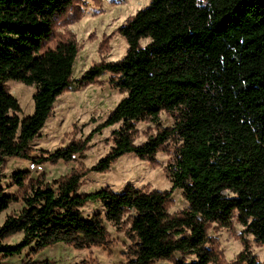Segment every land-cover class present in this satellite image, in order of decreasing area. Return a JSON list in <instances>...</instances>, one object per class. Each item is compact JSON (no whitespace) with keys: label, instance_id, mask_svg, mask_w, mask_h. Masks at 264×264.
Instances as JSON below:
<instances>
[{"label":"trees","instance_id":"obj_1","mask_svg":"<svg viewBox=\"0 0 264 264\" xmlns=\"http://www.w3.org/2000/svg\"><path fill=\"white\" fill-rule=\"evenodd\" d=\"M83 6L82 0H0V167L6 157L39 165L82 156L91 134L119 123L109 150L86 171L73 168L51 181L26 169L10 174L22 204L0 224V264L30 244L32 254L57 243L105 246L106 221L130 240L121 264H261L244 237L226 262L208 229L236 221L264 246V0H149L115 28L126 41L124 55L100 58L73 78L79 45L73 32L57 28L79 19ZM111 34L102 35L99 51L108 49ZM142 38L149 40L141 45ZM104 72L124 92L106 118L85 141L34 155L30 141L56 98L73 83L100 82ZM8 80L34 85L30 114L18 115ZM162 111L171 124L160 122ZM140 120L152 122L153 130L135 143ZM161 150L175 154L167 167L169 189L126 183L120 191H79L87 171H105L127 153L155 164ZM174 189L186 205L169 211ZM17 199L0 185V211ZM96 200L103 213L84 216L82 207ZM15 233L17 241L5 242Z\"/></svg>","mask_w":264,"mask_h":264},{"label":"rangeland","instance_id":"obj_2","mask_svg":"<svg viewBox=\"0 0 264 264\" xmlns=\"http://www.w3.org/2000/svg\"><path fill=\"white\" fill-rule=\"evenodd\" d=\"M82 2L84 6L81 17L64 27L57 28L59 31L73 32L79 45L72 66L73 78H77L83 70L100 58L115 60L124 55L127 44L125 39L115 32V28L125 22L137 9L147 5L149 0H82ZM110 32L112 34L108 40V49L99 51L98 44L102 35ZM148 40L149 38H142L140 44L144 45ZM109 75L104 72L99 77L100 82L79 88L73 83L68 90L56 98L44 125L37 136L30 141L34 155L46 157L48 153L66 145L70 140L85 141L88 139L87 136L93 127L106 118L116 102L124 95V92L109 85L107 82ZM7 85L9 92L16 97L20 105L21 111L18 115L22 117L30 114L33 109L34 85H26L16 80H8ZM159 120L164 125L173 122L172 116L164 111L159 113ZM118 125L119 123H115L91 134L90 139L86 141L82 156L75 153L74 157L68 161L57 160L54 163L43 161L39 165H34L29 160L6 157L0 167V185L5 192L16 195L18 199L0 211V224L8 214L17 213L22 204L20 189L13 184L10 178L13 171L26 169L30 177L44 173L45 180L51 181L53 178L67 174L73 168L88 170L109 150L110 132ZM135 127L137 134L134 142L140 143L153 130V123L140 120ZM174 157V151L161 150L155 155L156 163L152 164L132 153L123 154L105 171H87L80 179L79 191L90 192L105 186L120 191L126 183L169 189L171 181L167 167ZM185 205L186 201L182 198L180 190L174 189L172 203L168 207L169 211L178 210ZM81 211L84 216H88L95 211L103 213V207L97 200L88 201ZM105 226L109 234V243L105 246L76 249L57 243L32 254L30 244L18 254L7 257L3 264H24L28 259L36 261L45 258L52 260L54 264H75L83 260L93 264H121L125 261L124 252L130 240L111 222L106 221ZM208 233L216 239L226 262L235 259L242 249V238L244 237L248 242L250 252L261 264H264V246L257 244L249 233L243 232V227L238 222L233 221L229 227L211 225ZM20 236V233H15L7 237L5 242L13 243ZM192 258L193 256H187L188 260ZM155 264H172V262L160 259L155 261Z\"/></svg>","mask_w":264,"mask_h":264}]
</instances>
